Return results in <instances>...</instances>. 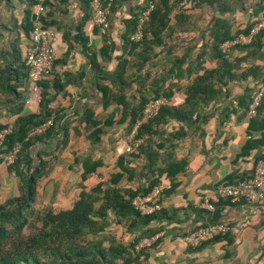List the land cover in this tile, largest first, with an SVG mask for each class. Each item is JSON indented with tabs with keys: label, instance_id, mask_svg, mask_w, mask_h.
<instances>
[{
	"label": "crops",
	"instance_id": "0c3cea01",
	"mask_svg": "<svg viewBox=\"0 0 264 264\" xmlns=\"http://www.w3.org/2000/svg\"><path fill=\"white\" fill-rule=\"evenodd\" d=\"M92 2L46 0V12L37 18L34 0H0V66L25 65L36 23L59 35L54 67L40 83V93L27 77L23 97L0 94V127L14 126L29 115L48 114L54 121L53 135L33 148L35 155L59 144L44 157L35 208L72 209L83 192L99 184L120 190L122 197L126 191L142 194L158 180L165 187L161 211L135 221L108 209L109 224L97 237L104 247L125 249L127 264H264V206L232 204L217 194L223 184L249 178L256 162L264 160V98L257 116L248 115L250 99L264 88V30L251 33L264 19V0H222L219 6L183 0L147 63L144 48H133L127 40L128 22L147 1L122 0L106 34L92 21ZM151 2L157 6L162 0ZM216 27L222 32L227 28L232 37L218 50L237 65L233 77L222 70L209 80L220 93L199 95L190 118H169L153 127L156 134L139 138L138 130L148 120L132 124L131 103L138 105L141 95L153 97L162 79V96L170 94L167 105L183 108L195 79L219 68ZM178 60L184 64L173 69ZM178 167V173L169 175ZM22 184L0 152V203L20 196ZM214 223L232 230L199 248L184 241ZM141 238L157 240L152 249L138 253L132 245Z\"/></svg>",
	"mask_w": 264,
	"mask_h": 264
},
{
	"label": "trees",
	"instance_id": "16d2710c",
	"mask_svg": "<svg viewBox=\"0 0 264 264\" xmlns=\"http://www.w3.org/2000/svg\"><path fill=\"white\" fill-rule=\"evenodd\" d=\"M121 1H110L112 4L111 14ZM146 1V4L140 9L141 12L139 14L134 12L131 17L132 20L128 22L130 30L127 37L133 48H144V55L146 56L143 63H147L152 59L151 53L154 52L157 45L161 44L160 38L162 33L167 30L171 13L183 2V0H162L160 5L155 6V9L151 13L150 21L144 26L143 38L140 41H132V36L137 30L140 15L147 9L148 3L154 0ZM195 1L212 2L219 6L222 0ZM214 38L216 40L214 49L218 55L220 54L218 50L220 46L225 41L232 39L227 28L225 32H222L221 29L217 30V27L214 28ZM260 45L258 44V46ZM14 54L16 59L20 60V53L17 49ZM3 55L4 53L0 50V58ZM218 57L222 59L219 62L218 70L209 71L204 76H199L189 87L185 106L183 108L170 107L167 104L162 106L157 117L149 119L148 122L142 124L139 128V138L144 137L146 134H156L155 131H152L153 127L164 123L169 118L180 120L190 118L192 112L196 110L193 107L199 95L206 94V96H209L220 93L219 90H215L209 84V80H214L216 74L221 73L222 70H227L229 77L232 78V70L237 65L223 58L221 55ZM181 64H184V60H178L172 68L177 69ZM14 65L16 64L11 63L6 66H0V94H14L16 99H19L23 97L21 88H25L28 68L24 64H17L16 67ZM161 82L162 79L156 82L153 97L141 95L138 105L135 104V101L131 103V108L129 106L128 110L130 111L132 124L143 118L144 110L151 100L160 97L168 99L170 97V94L162 96ZM251 101L252 98L249 104ZM22 107L23 104L19 106V109H16L15 113L21 112ZM44 108L45 106L42 103V109ZM47 121L48 114L20 117L13 126L12 133L7 137L4 146L0 147V152L4 157L17 143L22 145L15 163L9 166V170L11 172L14 171L23 183L20 196L8 198L6 201L0 203V264H119L118 260L120 259H124V263L127 264V252L125 249L118 246H111L107 249L103 246L104 240L97 238L100 233L106 230L109 224L107 211L112 208L121 217L130 216L135 221L140 217H144L134 209L133 200L139 195L149 193L159 181L155 180L151 182L142 194L126 191V197L118 195L120 190L113 189L108 191L103 188V184H99L91 192H83L72 209L55 210L52 207H44L42 210H37L35 208L37 185L45 173L44 157L56 152L59 144L51 152L42 150L33 155V148L37 144L44 143L47 136L51 137L53 135L54 124L43 134L32 137H29V134L33 129ZM142 151L145 152L146 149L142 147L140 152ZM180 170L181 168L178 167L176 172L169 171L168 173L169 175H173ZM102 194H104V197L101 196ZM98 203H101L100 207L97 206ZM156 214L145 217L149 220L155 217ZM34 223L38 224L36 231L29 236H25V229ZM220 238L223 237H218L214 240ZM138 240L135 241L136 244L140 241ZM136 244L132 245V247H135ZM137 257L139 256L137 255Z\"/></svg>",
	"mask_w": 264,
	"mask_h": 264
},
{
	"label": "built area",
	"instance_id": "2783aa9c",
	"mask_svg": "<svg viewBox=\"0 0 264 264\" xmlns=\"http://www.w3.org/2000/svg\"><path fill=\"white\" fill-rule=\"evenodd\" d=\"M36 5V15L40 18L46 12V0H34ZM184 4V3H183ZM111 2L104 3L102 0L92 2V21L99 27L103 34H106L111 27ZM155 9L154 3L149 2L147 9L142 13L140 24L136 33L132 36L133 41H140L144 35V25L150 21L151 13ZM264 30V19L259 21L251 30L252 34H257ZM59 40L58 33L41 23H36L30 32V45L25 55V65L28 68V79L34 84V92L40 93V83L51 73L56 60L55 46ZM264 98V88L256 93L248 106V115L257 116L259 108L262 106ZM168 103V99L160 97L151 100L145 110L143 117L147 120L158 116L162 106ZM54 124L53 118L46 123L33 129L29 137L40 135L50 129ZM13 126L0 128V147H3L7 137L12 133ZM28 137V138H29ZM22 145L17 143L14 148L4 155V162L13 165L20 153ZM165 187L157 184L149 193L139 195L133 200L134 209L142 216L154 215L162 209V196ZM218 198L227 199L232 204L245 202L249 205L264 206V160L256 162L253 173L249 178L238 180L234 183H225L217 191ZM210 210L214 207L207 206ZM232 228L224 223H214L202 226L185 236L184 241L192 248L202 246L218 237H225ZM156 238H143L134 247L140 253L144 250L152 249Z\"/></svg>",
	"mask_w": 264,
	"mask_h": 264
},
{
	"label": "rangeland",
	"instance_id": "374dc122",
	"mask_svg": "<svg viewBox=\"0 0 264 264\" xmlns=\"http://www.w3.org/2000/svg\"><path fill=\"white\" fill-rule=\"evenodd\" d=\"M37 226H38L37 223H34V224H32V225H29V226L25 229V231H24V235H25V236H29L31 233H34V232L36 231V229H37Z\"/></svg>",
	"mask_w": 264,
	"mask_h": 264
},
{
	"label": "water",
	"instance_id": "95a60500",
	"mask_svg": "<svg viewBox=\"0 0 264 264\" xmlns=\"http://www.w3.org/2000/svg\"><path fill=\"white\" fill-rule=\"evenodd\" d=\"M35 17V16H34Z\"/></svg>",
	"mask_w": 264,
	"mask_h": 264
}]
</instances>
